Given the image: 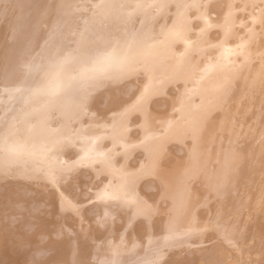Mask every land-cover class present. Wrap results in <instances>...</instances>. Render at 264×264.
<instances>
[{
  "label": "bare ground",
  "instance_id": "obj_1",
  "mask_svg": "<svg viewBox=\"0 0 264 264\" xmlns=\"http://www.w3.org/2000/svg\"><path fill=\"white\" fill-rule=\"evenodd\" d=\"M0 264H264V0H0Z\"/></svg>",
  "mask_w": 264,
  "mask_h": 264
}]
</instances>
